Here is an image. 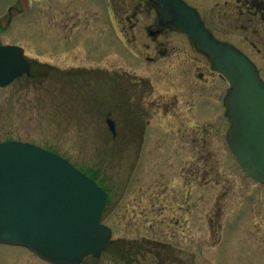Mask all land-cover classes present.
I'll return each mask as SVG.
<instances>
[{
  "label": "rangeland",
  "instance_id": "rangeland-1",
  "mask_svg": "<svg viewBox=\"0 0 264 264\" xmlns=\"http://www.w3.org/2000/svg\"><path fill=\"white\" fill-rule=\"evenodd\" d=\"M187 1L220 26L222 39L256 60L264 78V54L254 51L249 34L234 30L233 15L224 7L234 1ZM105 2L0 0V46H20L29 58L61 70L96 67L82 49H48L45 34L47 26L61 25L64 19L84 31L104 28ZM169 40L176 48L173 61L189 67L207 64L186 36L174 34ZM127 57L118 48L110 58L129 73L152 77L151 66L129 64ZM182 64L173 71L178 80L184 77ZM41 70L36 79L23 78L0 89V142H28L50 150L107 191L102 223L112 229V239L100 258L87 257L83 264H264V185L233 156L227 142L229 117L213 100L223 102L228 81L211 77L195 83L190 78L185 94L183 82L173 87L152 80L156 91L149 100L162 96L167 102L176 95L179 105L164 108L159 102L160 107L143 111L131 107L135 95L130 83H124L121 93L107 94L88 82L67 83L55 72L48 74V68ZM143 112L149 124L140 142ZM108 116L119 137L130 140L108 139ZM0 264L49 263L24 247L0 243Z\"/></svg>",
  "mask_w": 264,
  "mask_h": 264
},
{
  "label": "water",
  "instance_id": "water-1",
  "mask_svg": "<svg viewBox=\"0 0 264 264\" xmlns=\"http://www.w3.org/2000/svg\"><path fill=\"white\" fill-rule=\"evenodd\" d=\"M156 1L162 21L187 34L228 80L229 148L244 171L264 184V82L256 66L233 45L218 41L184 0ZM31 68L21 47L0 46V89ZM107 199L106 191L67 159L31 143H0V243L25 247L50 264L100 258L113 235L101 221Z\"/></svg>",
  "mask_w": 264,
  "mask_h": 264
},
{
  "label": "flooded vegetation",
  "instance_id": "flooded-vegetation-1",
  "mask_svg": "<svg viewBox=\"0 0 264 264\" xmlns=\"http://www.w3.org/2000/svg\"><path fill=\"white\" fill-rule=\"evenodd\" d=\"M185 1L188 2L187 0ZM233 1L235 3L234 6L229 1H226L224 7H228L233 15V22L236 25L234 30L239 31V29H241L245 34H249L246 39L248 41L251 40V46L258 55H263L264 0ZM119 4H122L121 8H118ZM192 6L197 8L194 5ZM104 8L107 17V25H104V28H102V26H90L87 28V31H84L81 30V27L79 29L78 27L75 28L74 25L72 26L69 24L68 20L64 19L61 25L53 26L50 24L47 26L45 34V45L47 48L50 47L53 50L64 48L65 51L69 50L71 47H75L72 48L74 50L82 49L87 55H90L91 60H93L92 62H96V67L87 68L82 65L61 70L54 65L37 62L39 60L29 58L32 64L31 71L28 75L18 80L23 78L36 79L41 76V69L45 67L48 68V74L53 75L55 72L54 74L61 75L58 77L67 83L76 82L78 85L82 86L85 82H88L98 91L102 93L107 92V94L111 91L121 93V91L124 90V83H130L132 97L135 95V97H133L135 103H132V101L131 107L134 105L135 108L143 111H146V107L148 106L160 107L161 104L159 102L164 104V108H175L179 105V99L176 95L167 99V102L159 98H163L162 96H158V99L154 98L153 100H149L154 95V91H156L152 80L159 86L164 85V83H171L173 87L176 81L183 82L180 87L183 88L185 94L190 91V78H194L196 80L195 83H197V81L203 82L206 78L211 77H219L221 80L226 81L214 71L211 59L204 53L198 51L190 40L193 49L207 58V64L203 65V67L192 64V67H189L186 64H182L180 61L172 60L173 56L176 54V48L174 43L170 42V37L174 34L183 35L187 38L188 36L172 23H164L162 21L160 6L156 0H106ZM197 9L207 30L217 40L230 43L243 52L255 64L261 78L264 80L262 69L258 63H256V60L232 41L222 39L219 34L223 35L224 32L220 29V26L216 28V25L209 19L208 15L201 9ZM242 22L244 23L241 28H239ZM229 34L230 33L225 32V35ZM118 48L122 49L125 56H129L127 57V59L130 60L127 61L129 64H134L136 66L141 64L145 65V67H147V65L151 66L152 68L150 71L152 72L153 78L151 76L143 77L141 75L129 73L127 70L123 69V66L117 67V62L112 61L110 57L115 56ZM104 57L105 59H109L107 61H102ZM78 59L79 56L66 61ZM192 62L195 63V61ZM70 63L74 64L73 62ZM181 64L184 77L178 80L176 76H174L175 74L173 71L176 70L177 67L180 68ZM201 69L204 71H200ZM93 83L95 85H93ZM145 99L148 100L144 102ZM203 99H206V97H200V101ZM213 100H216V102L223 106L222 114H224L225 108V116L228 119L227 108L224 102L220 103L218 99L214 98ZM129 106L127 107L129 108ZM144 121L143 112L142 118L138 121V124L142 125V137L138 138L140 142H143V133L149 124V121ZM105 124L110 132V134H108V139L110 141L130 140L126 137H119L116 122L111 116L106 118Z\"/></svg>",
  "mask_w": 264,
  "mask_h": 264
}]
</instances>
